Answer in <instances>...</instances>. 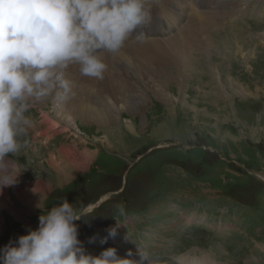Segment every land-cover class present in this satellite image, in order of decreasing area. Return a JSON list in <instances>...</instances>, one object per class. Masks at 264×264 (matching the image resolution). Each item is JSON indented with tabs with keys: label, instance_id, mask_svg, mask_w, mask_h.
<instances>
[{
	"label": "rangeland",
	"instance_id": "1",
	"mask_svg": "<svg viewBox=\"0 0 264 264\" xmlns=\"http://www.w3.org/2000/svg\"><path fill=\"white\" fill-rule=\"evenodd\" d=\"M204 2L201 0L196 14L211 13L199 21L194 18L196 24L192 28L221 10L232 13L233 19L214 32L210 27L198 28L208 35L210 45L200 44L201 33L189 44L194 55L190 62L196 61L194 69L198 73L193 76L190 68L182 89L175 83L153 89L128 75L126 90L132 87L128 96L142 94L145 101L131 111L124 110L127 105L123 103L122 110L116 113L119 121L101 126L71 119H67L69 125L63 124L53 119L51 106L33 103L24 114L29 123L26 133L18 138L21 147L6 158L9 170L18 176L16 185L0 188V195L7 196L14 208L13 214L0 213V249L10 240L27 235L28 230H35L40 215L67 200L76 207L91 205L90 214L74 223L78 239L94 256L115 247L121 257L131 250L132 258H138L140 248L156 264H178L186 256L198 259L203 255L217 264H264V40L256 36L264 32V0H215L205 3L202 11ZM164 5L165 0H151V9ZM182 14L185 19L179 24L191 27L190 13ZM154 19L151 17L145 28ZM173 28L171 36L178 33V28ZM158 34L162 33L146 30L142 41L129 42L166 38H159ZM221 47L224 53H217ZM133 49L123 51L127 59L147 64L144 60H131ZM123 58L118 61L124 65ZM246 59L253 61L247 65ZM211 65L218 66L225 78L229 75L237 83L233 89L223 85L224 94L230 98L219 93V98H215L217 105L199 98L208 91L204 84L209 78L202 74ZM247 66L252 67L247 70ZM161 71L175 79L179 75L178 68L166 65ZM216 82L213 87L219 85ZM158 90L172 96L173 101L168 104L172 108L165 105L162 92L158 97ZM116 104L122 106L119 100ZM40 121H46L50 130L54 126L66 128V135L71 133L76 144L86 137L82 150H97L96 158L83 162L78 156L58 157L61 164L53 170L42 165L56 150L77 154L81 149L66 140L63 143L69 145L51 148L49 143L46 151H41L44 137L39 132L37 145L38 136L34 133V125ZM115 136L120 140H115ZM43 169L48 173H43ZM13 189L27 190L18 197ZM31 189L38 196L22 207V197H35ZM120 203L124 205L123 215L116 208ZM116 225L119 227L115 238L100 244V238L107 237V229ZM92 236H97V240L89 244Z\"/></svg>",
	"mask_w": 264,
	"mask_h": 264
},
{
	"label": "clouds",
	"instance_id": "2",
	"mask_svg": "<svg viewBox=\"0 0 264 264\" xmlns=\"http://www.w3.org/2000/svg\"><path fill=\"white\" fill-rule=\"evenodd\" d=\"M151 21V0H0V188L17 182L6 158L19 151L29 123L24 115L35 101L53 97L64 103L74 95L67 69L102 80L103 53L119 52L130 39L142 41ZM120 215L124 205H116ZM91 205L63 200L38 217V227L0 249V264H156L138 248L119 256L115 247L99 255L86 252L74 223ZM117 226L107 229L115 238ZM97 236L88 238L95 243Z\"/></svg>",
	"mask_w": 264,
	"mask_h": 264
},
{
	"label": "bare ground",
	"instance_id": "3",
	"mask_svg": "<svg viewBox=\"0 0 264 264\" xmlns=\"http://www.w3.org/2000/svg\"><path fill=\"white\" fill-rule=\"evenodd\" d=\"M245 1L248 2L249 0H245ZM165 2H166V5L161 6L157 9H151V17L155 19L151 22V24L149 25V28H144V33L146 30L152 31L154 33L155 32L166 33L167 29L165 27L167 25L165 24H168L169 22H171L172 26H176L178 29H180V30L177 29L178 33L176 35L166 36V38L162 40L151 39L150 41H144L140 43L127 41L125 46L119 52L103 53L101 55V58L106 63L107 70L105 71L104 77L102 80H97L94 78L82 76L79 72V66L72 65L67 69L66 77L73 82L75 95L70 100L64 103L57 102L51 96L47 98H42L36 102H38V104L44 102L42 105H45V106L49 105V107L51 106L49 110V112H51V114L53 115L51 116L54 117L53 119H55L56 121L63 122V124L69 125L67 123V119H71V121H80V122L86 121V122L94 123L96 125L101 126V125H106V123L109 121H119V118L116 117V113L117 111L120 112L122 110V108L124 107L123 103L124 105H127L125 106L124 110H130V109L132 110L133 108H137L139 104L141 107V105L145 101V98L142 94H137L135 96H128L129 93H131L130 89H132V87L130 86L129 91L126 90L128 83H130V82L126 83L128 75H130L129 76L130 79L131 78L135 79L136 83L138 81L140 83L142 82V86H149L153 89H159V88L163 89L164 86L167 87L173 83H175L176 86H179V89H182V82L186 80L185 79L186 73L189 72V69L190 68L192 69L193 76H194V73L197 72L195 70L196 68L194 69V63L196 61L190 62L191 60H193L194 55H192L190 52L189 44L193 43L198 37V35L201 33L200 38H199L200 44L209 46L210 41L207 37L208 35L207 36L204 35L202 33L203 31L201 32L200 29L204 27H210L212 31L214 32V30L216 31L217 29L223 27L224 22H228L232 20L233 14L232 13L226 14L225 13L226 11L223 12L221 10L220 12L216 14L207 16L203 21L200 22L199 26L194 29L192 28V26L196 24L194 18H196V21H199L201 20L203 15L210 14L211 12L210 13L199 12V14H196L199 6L195 8L193 4H189L191 0H174L173 2L171 0H165ZM214 2L215 0H205V2L201 4V10H202V6L205 3L212 4ZM182 12H186L187 15L190 13L188 15L190 17V20L188 23L191 24V27L187 28V26L184 25V23L179 24L182 20L184 22V19H185ZM156 16H159V17H156ZM220 23H222V25L217 26ZM193 30H196V31H193ZM256 36L259 40L261 41L264 40V32L261 33L260 35L257 34ZM222 39H223L222 41H224V38ZM226 44L227 43H225V45ZM132 47H134V49L132 50V53H131V60H134V61L144 60L147 62V64L142 63V62L139 64L138 61L130 62L128 60L129 58L123 53V51L128 52ZM222 49L223 47L218 48L217 53L223 52ZM203 50H206V49H203ZM141 54H144L145 56ZM120 57H124L123 60L126 59L125 61H123L124 65L123 63H119L118 58ZM250 61H253V60L246 59L245 62H247V65H249ZM151 65H154L156 68L155 69L150 68L149 66ZM164 65L172 69L178 68L179 75L177 76V79L173 78L170 74H164L161 71ZM208 67L205 69V71L202 74L205 77L209 78L208 81H206V83L204 84V87H206L208 91L207 93H204L203 95H201L199 98L203 100L206 99L207 102L211 101V103L215 105L217 103L215 101L218 100L215 98L216 97L219 98L218 94L219 93L221 95L224 94L225 86L223 85L228 84V86H230L231 89H233L234 87L237 86V83H233L232 77L229 75H227L228 78H225L224 74L220 72V69L218 66L211 65ZM251 67L247 66V70L251 69ZM198 76L199 75H197V77ZM216 81H219L218 86L221 87V89H219L218 86L213 87L214 84H218ZM122 83L124 86L121 85ZM158 91L160 92L158 93V97H161L160 94L162 92L163 99L166 103L165 105L169 108H172L168 105L169 103H171V101H173L172 96L170 95L168 96L167 94H164V91L162 90H158ZM230 91L231 90H229V92ZM225 92L229 93L227 90ZM115 94H118L117 98L119 102L122 103V106H119V104H116V101L118 100ZM226 96L227 95H225V97ZM226 98H230V97H226ZM189 109L192 111H195V109L193 108H189ZM49 112H47L48 115H50ZM132 113L134 114L133 111ZM161 130L162 129H160V131ZM114 139L120 140V137L115 136ZM80 151L81 152L77 151L78 153L76 154L72 150H66V149L61 150L59 153H57V155L47 158L41 164L42 165L46 164V166L49 169L53 170L54 168H56V165L59 166V164H61L60 160H56L58 157L68 159L73 156H78L81 158L83 162L84 160L86 162H89V161L92 162L96 158L97 151L90 152V151H84L82 149ZM79 159L77 158V160ZM80 163L82 164V162ZM41 164L39 163L37 165L39 166ZM75 166H77V163H75ZM43 173H48V171L46 169H43ZM6 188H8V186L3 187V189H6ZM26 190L23 189L20 191L17 189H13V192L17 193L18 197H21L24 194H26ZM31 191L34 194L36 193L32 189ZM37 196L38 195L35 194V197H33L32 199H29L30 195L24 196L22 197L19 204L22 207L27 206L28 203H30ZM1 204L5 207L4 209L2 208ZM12 209L14 208H12L11 200H9L7 196L0 195V213H3V211H6V212L8 211V213L13 214L11 211ZM194 263L195 264H217L211 259H209L208 256L206 257L205 255H203L201 258H198V259H195V257L191 259L190 256H186L178 260V264H194Z\"/></svg>",
	"mask_w": 264,
	"mask_h": 264
},
{
	"label": "crops",
	"instance_id": "4",
	"mask_svg": "<svg viewBox=\"0 0 264 264\" xmlns=\"http://www.w3.org/2000/svg\"><path fill=\"white\" fill-rule=\"evenodd\" d=\"M53 125V124H52ZM39 132H41V134L43 135V139H41V137L39 136ZM35 135H37L38 137L36 138H40L41 139V144L43 146V148H41V151H46L44 149H46L50 143L51 148L55 147V145H58L57 147H59L61 144L63 145H69L74 143L75 149H82V147H84L85 142H86V137H82L80 138V143L76 144V142H74L73 139H71V133H69L68 135H66V128H59V126H54L53 128H51L48 125V123H46V121H40L36 123L35 125V130H34ZM66 140H70L71 142L69 144L63 143ZM73 140V141H72ZM84 151H89V149H83ZM51 152L54 151V149L50 150ZM97 151V150H96ZM94 151V152H96ZM58 153V150H56L55 152H52V154H49L46 158L54 156L55 154Z\"/></svg>",
	"mask_w": 264,
	"mask_h": 264
}]
</instances>
